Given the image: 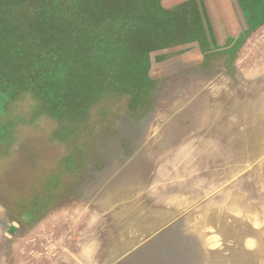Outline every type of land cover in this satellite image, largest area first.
<instances>
[{
	"label": "rangeland",
	"instance_id": "1",
	"mask_svg": "<svg viewBox=\"0 0 264 264\" xmlns=\"http://www.w3.org/2000/svg\"><path fill=\"white\" fill-rule=\"evenodd\" d=\"M57 1L0 0V264H264V0Z\"/></svg>",
	"mask_w": 264,
	"mask_h": 264
},
{
	"label": "trees",
	"instance_id": "2",
	"mask_svg": "<svg viewBox=\"0 0 264 264\" xmlns=\"http://www.w3.org/2000/svg\"><path fill=\"white\" fill-rule=\"evenodd\" d=\"M57 2H63V6L62 9H65L68 11V9L70 8V6H68L69 1L68 0H61V1H57ZM58 8V7H57ZM74 37V36H72ZM67 45L69 46V43H67ZM72 45V43H70V46Z\"/></svg>",
	"mask_w": 264,
	"mask_h": 264
}]
</instances>
